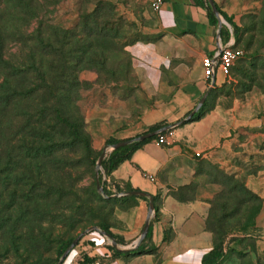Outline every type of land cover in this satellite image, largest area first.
<instances>
[{
  "label": "rangeland",
  "instance_id": "374dc122",
  "mask_svg": "<svg viewBox=\"0 0 264 264\" xmlns=\"http://www.w3.org/2000/svg\"><path fill=\"white\" fill-rule=\"evenodd\" d=\"M40 1L51 25L43 29L51 48L45 54L37 49L34 57L40 71L0 73V87L4 86L0 90V264H59L71 247L67 245L82 233L62 264L74 251H79L76 259L84 264L82 247L89 237L97 235L112 245L93 227L106 224L113 232L124 212L136 204L117 196L120 184L110 177L106 184L110 196L100 197L96 172L105 146L113 145L107 140L115 129L135 126L147 108L157 109L164 102L135 70L126 46L148 33L159 34L156 11L152 0ZM214 1L244 30L264 9V0ZM87 15L92 32L106 27L113 42L83 32ZM9 27L3 23L0 29L7 37L5 60L16 63L15 54L22 53L29 59L25 63H31V46L17 44L18 48L10 42ZM242 38L237 47L243 56L187 122L216 106L245 108L251 118L264 114V47L257 53V44H249L250 33L245 31ZM0 64L2 69L5 64ZM8 87L22 95L11 97ZM110 152L109 148L107 155ZM245 168V173L232 172L203 160L197 171L220 188L212 201L209 226L218 231L217 240L222 235L224 261L264 264L258 241L262 231L256 226L263 198L247 180V173L259 175L264 166ZM101 172L102 167L99 177ZM223 205L229 215L226 231L215 219L222 215Z\"/></svg>",
  "mask_w": 264,
  "mask_h": 264
},
{
  "label": "crops",
  "instance_id": "0c3cea01",
  "mask_svg": "<svg viewBox=\"0 0 264 264\" xmlns=\"http://www.w3.org/2000/svg\"><path fill=\"white\" fill-rule=\"evenodd\" d=\"M155 17L159 34L150 37L148 33L146 39L128 45L127 51L135 70L164 102L157 109L147 108L135 126L117 128L108 138L131 140L148 133L157 123L171 125L186 120L212 84L204 74L203 59L217 51L219 25L211 23L207 9L194 0H165ZM223 25L221 39L236 43L233 26L227 21ZM224 76L217 70L214 85H220ZM249 112L216 106L196 121L179 125L171 137L172 145L159 146L154 139L143 144L110 178L154 196L158 219L153 249L127 253L135 249L149 211V203L136 197L130 198L136 204L113 228V233L126 241L119 244L126 250L114 255L108 241L92 235L82 247L84 255L106 264H201L216 244L208 218L220 188L214 181H205L204 173L197 169L203 160L238 173H245V165L264 166V114L251 118ZM258 174L247 173V180L263 198L256 218L263 250L264 169ZM194 182L193 188L187 189ZM78 255L79 251H74L66 264H82L76 259Z\"/></svg>",
  "mask_w": 264,
  "mask_h": 264
},
{
  "label": "trees",
  "instance_id": "16d2710c",
  "mask_svg": "<svg viewBox=\"0 0 264 264\" xmlns=\"http://www.w3.org/2000/svg\"><path fill=\"white\" fill-rule=\"evenodd\" d=\"M196 4L200 5V6H204L207 9L208 12V16L210 18V21L212 24L217 25L218 24V18L216 17V15L213 13L212 8L209 4L208 0H194ZM45 6L41 3L40 0H0V29L3 26V23H5L6 25H9V28H12V34H10L11 36H8L10 42H16L15 46H17V44H20L21 48H25V46H31L32 49V55L31 57L33 58V61L29 64L25 63V61L29 60L26 56H23V54H15V62L16 63H9L5 60V55H4V43L7 40V37L5 35H2V32L0 31V41H1V47H0V63H4L5 65H2V69H1V64H0V73L1 71H5V73H7L8 75H13V76H17L20 75L21 73L26 72L28 69H30L31 71L36 69L39 70V67H36V63H34V57L36 55L37 49L40 53H46L50 48V43L46 42L43 38V29L45 26L51 28V25L49 23V21L47 20V18L45 17V13L43 14ZM221 15L226 19V21L228 23H230L233 26L234 29V33L237 37V41L234 44V46L237 47V45L240 43L242 38V35L246 32L250 33V46L252 45H256L257 44V49L256 52L258 53V51L264 47V9L261 11L260 14L255 15L253 18L254 22L251 24V26H249L247 29H243L242 27H240L239 25H237L233 19L226 15L221 8L218 6ZM90 21V16H85L83 19L84 24L82 25V29L83 32H85L88 36H90L91 34L102 37L103 39H108L110 42H113V38H111V35L106 31V27H102L101 29L97 30L96 32H92V29L89 27L88 22ZM16 26V27H14ZM33 28V29H32ZM225 25H223L222 30H221V34L223 33ZM67 33V32H66ZM144 38H138L136 40H133L129 43L126 44V46L142 40ZM146 39V38H145ZM223 39V38H222ZM223 41H225V39H223ZM19 42V43H18ZM226 42V41H225ZM3 45V47H2ZM19 46V45H18ZM17 46V47H18ZM19 48V47H18ZM132 62V61H131ZM4 86L0 87V90L3 89ZM9 93L11 95V97H15V96H21L22 94L20 92L22 91H18L17 89L14 88H10L8 87ZM195 115H193V117H195ZM167 126V124L165 123H157L155 125H153L152 127H150L148 132H153V131H157L162 129L163 127ZM147 133V132H146ZM167 132H163L162 134H165ZM158 135H155L153 137L147 138L145 140L142 141H134L130 144H126L123 145L119 148H116L114 150H112L103 160L102 162V172L101 175L99 177L100 179V183L103 186L104 192L106 195L110 196V191H108V187L106 186L109 177L112 175V173L114 172V170H116L123 162L131 159L132 155L139 149L142 147L143 144H145L146 142L157 138ZM120 141H125V140H120L114 137H110L107 140V143L109 144H115L118 143ZM97 187V186H96ZM136 189L132 188L130 185L125 184L124 186H120L118 185V193H126L122 196H119L120 198H136V197H140L144 200H148L147 197L144 196H137L134 194H131L132 191H134ZM100 197H104L102 194H99ZM226 205V204H225ZM223 205L221 207V211L223 212L222 215L219 218H216V221L218 222L219 225H221L224 230L226 231V227L224 226V222L226 220V218H228V214H225V210H226V206ZM212 212H213V205H212V209L210 212V216L208 218V228L213 232V234L215 235V240H216V244L214 246V248H212L207 254L206 256L203 258L202 263L201 264H221V262L224 260V256H225V252H224V247H223V243H222V235L218 238H216V234H218V231L214 228H210L209 225H211L210 223V218L212 216ZM158 219V209L157 206L155 208V212L154 215L151 219L150 222V228L148 231L147 236L145 237V239L139 244L138 247H136L135 249L131 250V251H127V253H131V252H143L146 250H152L153 249V230H154V223L157 221ZM210 223V224H209ZM103 231L109 233L112 235V237L117 241L118 244H126V241L116 235L115 233H113L110 229V227L106 224H101L98 225ZM74 241V240H73ZM73 241H71L68 245L67 248L69 246L72 245ZM92 244H94L92 242ZM110 248L113 250L114 255H119L121 253H123L120 250L115 249L113 246H110ZM64 252H62L63 254ZM96 258H89L88 256L84 255V259L83 262L84 264H89L91 263L93 260H95Z\"/></svg>",
  "mask_w": 264,
  "mask_h": 264
},
{
  "label": "water",
  "instance_id": "95a60500",
  "mask_svg": "<svg viewBox=\"0 0 264 264\" xmlns=\"http://www.w3.org/2000/svg\"><path fill=\"white\" fill-rule=\"evenodd\" d=\"M209 1V4L212 8V11L213 13L216 15V17L218 18V25H219V36H220V32H221V28L224 24V20L222 19V15L220 13V10L218 8V5L216 4V2L214 0H208ZM215 84V79L212 80V85L210 86V88L206 91V93L204 94V96L202 97V99L200 100L198 106L196 107L195 111L186 119V120H182L178 123H174V124H171V125H167L165 127H163L162 129L160 130H157V131H153V132H148V133H145L143 135H140L138 136L137 138L135 139H131V140H125V141H120L118 143H115L113 145H106L101 156L99 157V160H98V166H97V172H96V186H97V189L98 191L104 195L105 197L107 196L104 192V189L100 183V179H99V170L101 169L102 167V162L104 160V158L106 157L107 155V151L108 149L110 148V150H114L116 148H119L123 145H126V144H130L134 141H142V140H145L147 138H150V137H153L157 134H159L160 132H164V131H168L170 129H174L175 127L185 123L186 121L192 119L193 115L198 112L200 110V108L204 105L209 93H210V90L212 89V87L214 86ZM131 194H134V195H137V196H144V197H147L149 198V212H148V216H147V219H146V223H145V226L143 228V232L141 234V236L139 237V240L137 241L136 243V247L139 246V244L145 239V237L147 236L148 234V231H149V228H150V222H151V219H152V216L155 212V208H156V205H155V198L154 196L148 194L147 192H144V191H140V190H134L131 192ZM93 229H97L99 230L100 232H102L105 236H107L111 241H112V245L113 247H115L116 249L120 250V251H124L126 249H123L119 246V244L117 243V241L112 237L111 234L101 230L99 227L95 226L93 227ZM83 236V233L80 234L77 238L74 239L71 247L65 252V254L63 255L62 259L60 260L59 264H62V261L65 259V257L68 255L69 251L79 242V239Z\"/></svg>",
  "mask_w": 264,
  "mask_h": 264
},
{
  "label": "built area",
  "instance_id": "2783aa9c",
  "mask_svg": "<svg viewBox=\"0 0 264 264\" xmlns=\"http://www.w3.org/2000/svg\"><path fill=\"white\" fill-rule=\"evenodd\" d=\"M165 0H152L151 6L153 10L159 11L164 4ZM234 42H225L221 37H218V47L215 55L206 56L203 59L204 74L206 78L212 79L216 75V71L220 70L225 76L230 73L231 68L234 66L237 60H239L244 52L242 49L234 46ZM165 134L160 132L154 142L159 146H170L173 144L171 137L173 136V129H170ZM124 193L119 194V196ZM89 264H106L104 260L95 259Z\"/></svg>",
  "mask_w": 264,
  "mask_h": 264
}]
</instances>
